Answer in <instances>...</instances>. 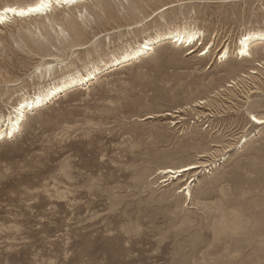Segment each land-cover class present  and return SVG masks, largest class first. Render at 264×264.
I'll return each instance as SVG.
<instances>
[{
    "label": "rangeland",
    "instance_id": "374dc122",
    "mask_svg": "<svg viewBox=\"0 0 264 264\" xmlns=\"http://www.w3.org/2000/svg\"><path fill=\"white\" fill-rule=\"evenodd\" d=\"M182 29L200 41L107 71ZM258 31L264 0H87L1 24L0 116L103 71L0 137V264H264V125L251 122L264 118V45L237 56Z\"/></svg>",
    "mask_w": 264,
    "mask_h": 264
},
{
    "label": "bare ground",
    "instance_id": "6f19581e",
    "mask_svg": "<svg viewBox=\"0 0 264 264\" xmlns=\"http://www.w3.org/2000/svg\"><path fill=\"white\" fill-rule=\"evenodd\" d=\"M87 0H74V2L62 5L64 6H72L75 4H79L80 2H85ZM40 0H35L34 2L24 5V6H17V5H7L0 10V25L5 24L6 22L10 21L13 18H28L30 16H42L44 14L48 15L47 11L44 13H30L27 11L28 8L38 4ZM79 6V5H77ZM15 9L14 12L5 11V9ZM20 12H24L25 15H20ZM200 31L199 30H176L174 32H170L165 35H158L154 38L146 39L145 41L137 44L135 47H130L120 56L115 57L109 65H106L107 71L108 69H114L123 67L125 64L131 63L133 61L140 60L142 57L149 55L150 52L155 51V47L161 45L164 41L172 40L175 41L174 43L177 44H184L185 46H191L195 44V42L200 41ZM263 44L264 45V31L258 32H250L246 35L242 36L239 39L238 46H237V56L241 58H247L251 56V49L253 46H257ZM210 52V49L202 56H206ZM223 54L221 55L220 59L227 58L229 52L225 49ZM103 70L99 67H94L92 70L87 71V75H69L64 77L58 84H54L51 87H48L45 90L40 91L39 93L35 94L33 97L23 98L20 103L12 109V111L8 114V116H0V137L2 138H10L14 137L16 133H18L21 129L22 123L26 117L27 112L33 111L40 107L43 108L44 105L50 104L53 100L57 99L59 95H63L66 92L71 91L76 87H85L92 80L97 78ZM57 82V81H56ZM82 87V88H83ZM251 116V122L256 126L264 125V118H259L257 116L254 120ZM262 121V122H257ZM199 165H190L187 167L179 168V169H166L163 170V173L169 175V179L165 180L170 182L171 179L177 177H181L183 174L194 171L199 169ZM184 191H186L187 196H190V188L185 187Z\"/></svg>",
    "mask_w": 264,
    "mask_h": 264
},
{
    "label": "snow or ice",
    "instance_id": "6c2138e0",
    "mask_svg": "<svg viewBox=\"0 0 264 264\" xmlns=\"http://www.w3.org/2000/svg\"><path fill=\"white\" fill-rule=\"evenodd\" d=\"M74 2V0H40V2L38 4H35L34 6L30 7L27 9L28 12L30 13H44L47 12L49 10H51L54 6L55 7H59L65 4H69ZM5 11H11L14 12L15 9H5ZM20 15H25L24 12H20ZM254 120L256 119V117H252ZM257 122H262V121H257Z\"/></svg>",
    "mask_w": 264,
    "mask_h": 264
}]
</instances>
